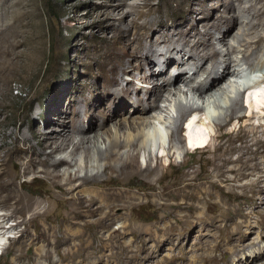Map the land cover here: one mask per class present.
Returning a JSON list of instances; mask_svg holds the SVG:
<instances>
[{
	"label": "bare ground",
	"instance_id": "6f19581e",
	"mask_svg": "<svg viewBox=\"0 0 264 264\" xmlns=\"http://www.w3.org/2000/svg\"><path fill=\"white\" fill-rule=\"evenodd\" d=\"M6 1L0 0V6L5 5ZM102 1L104 5H100L101 10L95 21L102 45L97 47L94 65L104 75L103 92L107 99L98 102L93 110L86 105L81 108L76 103L69 104L66 110H60L58 114L67 116L68 123L57 135L35 129L31 139L36 142V149L28 144L30 138L26 136L16 137L11 145L0 143V209L6 211L0 212V252L6 244L1 236L16 229L23 221L10 226L2 224L16 215L25 214L30 217L26 224L28 227L39 219L48 221L50 202L61 205L64 210L65 218L60 221L63 227L56 229L62 231L57 232L52 221L43 226L35 225L39 229L38 234L32 236L29 230L21 231L18 237L9 241L10 246L17 250L37 244L40 249L47 250L66 247L75 250L73 256L79 257L81 250L91 247L84 237L88 226H92L95 233L107 234L99 237L98 247L101 249L127 250L133 248L136 242L140 249L146 244L147 236L156 240L158 232L165 236V241H172V226L160 227L155 232L140 223H132V217L149 205L156 206L153 211L171 213L169 209H179L191 210L194 214L201 205H208L215 199L212 190L222 193L224 186L220 184L246 178L252 174L248 173V169L253 171L259 168L250 162L259 155L258 150H264V123H254L258 112L246 111L240 102L238 84L233 79L240 74L243 65L258 72H262L264 67V60H260L259 54L261 52L264 56V0H254L259 4L256 13L248 10V4L253 0H220L227 3L230 12L235 13L236 9V15L231 21L221 16L213 22H209L204 12L216 0H182L180 3L185 2L187 6L186 17L171 22L165 16L161 3L153 6L150 0H131L129 7L136 9L137 15L125 27L115 25V19L122 23L131 15L130 11L123 9L127 6V0ZM10 4L13 8L8 17L10 22L0 28V39L5 38V31L18 22V1H11ZM195 13H200V26L197 24L192 28ZM139 18L144 19L140 25L137 23ZM92 26L87 24L85 28ZM235 28L234 34H231ZM108 32L111 33L110 37L106 35ZM155 33L157 38L153 40ZM216 33H225L223 41L230 38L226 48L216 39ZM6 43L13 48L21 44L18 39ZM4 55L6 51L0 46V59ZM137 62L143 63L142 68L130 83L123 86L122 75L134 73ZM4 73L5 70L0 67V77ZM151 77L157 81L156 88L149 91L135 88L137 81L147 82ZM252 88L255 90L248 97L252 95L257 101L249 102L248 106L257 107L264 99V92L256 86ZM233 91L237 92L238 98L230 97ZM259 93H263L260 99L258 97L262 94ZM189 95L191 98L188 99ZM108 97H112L111 102ZM219 99H226V108L224 116L214 121L215 132L202 150L205 157L190 163L183 160L177 165L172 150L179 146L182 148L185 142L178 121L181 122L188 111L202 112L204 115V105H215ZM159 102L165 106L161 107ZM170 104L177 111L176 125L169 136L170 151L164 157H159L150 153L147 142L155 135H149L146 129L155 125L154 120L161 115L159 112H164L163 108L167 110ZM129 105L133 109L131 115V111L127 113L126 110ZM116 108L121 112L117 114ZM261 111L259 119L264 118ZM120 114L122 120L117 118ZM161 119L164 122L166 118ZM203 120L200 117L191 123V132L194 130L198 135L195 141L190 140L185 145V149L206 145L207 137L211 134ZM232 122H237V127L227 129ZM201 130H206L207 135L202 134ZM141 150L148 157L143 167L139 163ZM231 152L238 153V157L230 159ZM185 156H189V153ZM164 158L167 166L163 165ZM152 162L155 163L153 166ZM169 168L183 171L171 176L167 170ZM102 173L105 179H101ZM228 173L234 176H227ZM29 175L32 182L41 183L45 188L33 189L28 186L27 180L20 182ZM260 177L254 182L256 194H262ZM89 186L93 189L86 188ZM20 188L47 197L35 199L22 193ZM132 188H137V191H132ZM211 220L213 218L206 217L198 221L203 225ZM117 222H121L120 227L111 230ZM244 223H236L234 229L241 228ZM138 232H142L139 237L135 236ZM56 233H60L61 237H56ZM128 236H131L130 240ZM258 239L263 241L264 235L258 233ZM255 241L252 239L250 243H243L236 252L244 253L257 245ZM157 244H160L159 241H155ZM262 259L263 249L259 255L249 253L244 264H256Z\"/></svg>",
	"mask_w": 264,
	"mask_h": 264
},
{
	"label": "rangeland",
	"instance_id": "374dc122",
	"mask_svg": "<svg viewBox=\"0 0 264 264\" xmlns=\"http://www.w3.org/2000/svg\"><path fill=\"white\" fill-rule=\"evenodd\" d=\"M11 1L14 0H7L5 5L0 6V28L10 22L9 18L13 11L10 4ZM16 1H18V22L11 29L5 31V38L0 39V46L6 51V55L0 59V67L5 70L4 75L0 77V143L11 145L16 137L26 136L30 138L28 144L36 149V142L31 139V134L35 129L47 130L48 133L57 135L68 123L67 116L63 113L58 114L60 110H66L68 105L72 103H76L81 108L86 105L89 110H93L98 102H104L107 99L103 92L104 75L94 65L97 47L102 45V40L98 37L95 21L104 2L102 0ZM180 1L182 0H150V3L153 6L161 3L165 16L171 22L185 19L186 17L187 6L185 2L180 3ZM132 2L131 0L125 1L127 6L123 8L130 11L131 15L127 16L123 20L125 22L122 23L117 22L118 19H115V25L129 26L131 18H136V9L129 7ZM258 5L253 0L248 4V10L250 12L253 10L256 13ZM261 11L258 12L260 13ZM199 14L195 13L194 22L191 24L192 28L196 27L197 24L200 26V23H198ZM234 15H236V9L235 13L230 12L227 3L220 0L211 3L210 7L204 12V16L209 19V22L217 21L221 16H226L227 20L231 21ZM78 18L79 20H76ZM150 18L153 17L151 16ZM205 21L206 19L203 22ZM143 22V18L137 19L139 25ZM87 24H92V28H85ZM235 31L236 28L231 34H234ZM13 34L16 37L12 38ZM156 34H154L153 40L157 38ZM106 35L110 37L111 33L108 32ZM224 35L225 33H216V39L220 40L219 43L226 48L230 38L227 41H223ZM129 38L132 39V36L129 35ZM14 39H18L21 43L17 48L10 47L6 43ZM260 49L263 50L262 48ZM259 54L262 57H260V60L263 61L264 56H262L261 52ZM186 59L187 56L184 57V61ZM254 63L257 62L254 61ZM142 64V62L135 64V74L122 75L121 84L123 86L130 83L133 76L139 73ZM247 67V65H243L240 74L233 81L238 84V89L240 90V96H238L246 111L248 109L247 112H250V110L258 112L256 115L258 120H253L254 123H258V121L264 123V118L259 119L260 111L262 110L261 113H264V99L257 107H254V105L250 107L246 102L250 90H255L252 87L256 86L258 87L257 89L264 92V67L262 72L251 71ZM151 78L147 82L143 80L137 81L135 88L145 91L156 88L157 81L153 77ZM258 95H261V97H258L260 99L263 93ZM236 96V91L230 93V97H233V99ZM192 97L197 102L196 98ZM108 98H110L109 102H111L112 97ZM189 98H191V95L188 96ZM224 101L219 99L215 105L213 103L205 104L203 110L205 116L202 112H196L198 119L202 117L203 120L206 117L203 120L205 122L204 125L208 128L211 135H208L209 137L207 138L209 139H207L206 145L201 148L185 149L186 143L184 142L182 148L179 146L178 149L172 150L175 153L174 162L177 165L184 161L189 160L190 163L205 157L206 154L202 150L209 143L212 133L215 132V119H218L219 116H224V108H226ZM159 105L161 107L165 106L162 102H159ZM114 110L117 114L121 112L119 108ZM126 110L128 113V111L133 109L129 105ZM165 110L166 108H163L164 112H159L161 115L154 122L163 127L164 124L161 117L169 120L168 126H165L167 141L157 146L154 151L150 150V153L159 157H164L165 153L170 151L169 136L176 125L177 111L175 106L170 104L168 109ZM188 113L193 112L188 111ZM121 114L117 117L120 120L123 119ZM129 114L131 115L132 111ZM182 121H178L181 126ZM99 122L100 120L97 121V123ZM154 126L147 127L146 130H152L155 135ZM235 127H237V122H232L227 129ZM183 131L184 128L182 127L181 135H183ZM205 131L201 130L202 134L205 135L207 133ZM163 135L164 140L166 136L165 134ZM154 139L157 144L155 136ZM141 152L139 163L143 167L147 163L148 159L146 158L148 157L144 150H141ZM187 152L189 156H185ZM258 152L259 155L250 162V164H257V168L259 167L257 170L248 169V173H252L248 177L237 179L228 184H220L224 186L223 191L221 190L222 193L219 194L216 190H212L213 194H215V199L210 201L208 205L203 207L201 205L196 213L192 214L191 210L179 209H169L171 213L153 211L156 206L149 205L143 212L134 214L132 217V223H140L155 232L160 227L168 226L170 228L172 226L170 233L171 238H173L172 241H165V236L158 232L156 240L147 236L146 244L140 249L137 247L139 244L137 242V245L134 244L133 248L127 250L101 249L98 247L100 245L99 237L107 234L104 232L95 233L94 228L88 226L84 237L89 241L88 243L91 244V247L79 252L81 259L77 255L73 256L76 252L75 250L67 249L66 247L47 250L40 249L39 244H37L17 250L13 245L10 246L9 241L13 237H18L21 231L29 230L32 236L38 234L39 229L35 225L43 226L52 221L55 230L63 227L60 223L65 218L62 206L50 202L51 211L48 221L39 219L33 222L34 224L31 227H28L26 224L30 221V217L25 214L23 216L16 215L2 224V226H10L17 223V221H23L16 229L9 230L4 234V237L1 236V240H4V242H6L5 236H11L12 238L7 240L8 244L1 252L0 264H244L245 257L249 253L251 254L252 252L253 255H259L262 249L264 251V240L261 242L259 239L257 240L258 233L264 235V150H258ZM229 157L234 160L238 157V153L231 152ZM164 159L163 165L167 166L168 162L166 158ZM154 164L152 162V166ZM228 166L230 167L231 165ZM99 168L101 169V164ZM195 168H198V164L195 165ZM167 170L172 174L171 176L183 171L179 170V172L178 170H173V168ZM101 175V179L106 178L103 173ZM227 176L233 177L234 174L228 173ZM258 176H261L259 188L262 189V194L255 193L254 182ZM26 180L29 184L28 186H32L31 188L33 189L45 188L41 183L32 182L31 175L22 178L20 182ZM86 188L93 189L90 186ZM20 190L35 199L47 197L38 192H31L28 189L20 188ZM131 190L136 192L137 188H132ZM45 205L47 206V203ZM0 212L6 213L4 209H0ZM243 215L247 217L244 218ZM185 216L187 218H183ZM206 217H211L213 220L206 221L203 225L199 223V218L203 219ZM243 221L245 223L241 228L234 229L236 223ZM120 224L121 222H117L111 227V230L118 229ZM56 231L61 232L62 229L61 231ZM141 233L138 232L135 236L138 235L139 237ZM55 236L61 237L60 233H56ZM127 239L130 240L131 236H128ZM252 239L256 240L257 245L248 248L244 253L239 254L236 252L243 243H250ZM155 241H159L160 244L155 245ZM256 264H264V259L259 260Z\"/></svg>",
	"mask_w": 264,
	"mask_h": 264
},
{
	"label": "clouds",
	"instance_id": "9594fccd",
	"mask_svg": "<svg viewBox=\"0 0 264 264\" xmlns=\"http://www.w3.org/2000/svg\"><path fill=\"white\" fill-rule=\"evenodd\" d=\"M5 249V248H4ZM0 255H1V253H0Z\"/></svg>",
	"mask_w": 264,
	"mask_h": 264
}]
</instances>
